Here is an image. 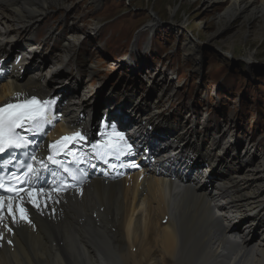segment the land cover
Instances as JSON below:
<instances>
[{
	"label": "bare ground",
	"instance_id": "6f19581e",
	"mask_svg": "<svg viewBox=\"0 0 264 264\" xmlns=\"http://www.w3.org/2000/svg\"><path fill=\"white\" fill-rule=\"evenodd\" d=\"M204 1L210 3L213 0ZM54 2L59 4V0H0V79L4 78L0 88V106L36 94L43 97L50 95L56 98L57 104L71 94L79 95L62 106V110L48 114L47 127L29 136V155L41 165L40 170L46 171L42 184L35 186L32 181L30 188L17 198L0 192L5 205L0 212L5 217L3 224H0V264H264V154L254 156L245 167L219 174L213 184L209 183L203 189L204 178L208 177V167L215 162L214 157H222V150L226 154L232 145L229 134L224 130L212 134L207 150H198L204 141L189 148V151L196 150L197 155L199 152L202 154L204 165L185 175L182 165L193 155L182 147L186 129L175 131L178 133L177 142L171 138L172 143L164 146L168 149L153 154L150 162L144 157L150 156L157 148L143 142L141 124L134 123L124 130L127 124L123 123L120 114H111L109 109H104L103 112L110 115L113 121L121 120L116 124L117 133L123 135L126 132L128 135L134 128L137 129L130 137L120 139L123 152L119 158H114L118 166L110 169L107 163L102 165L95 158L96 164L87 168L82 187L65 192L53 191L51 171L55 167L47 160L50 146L57 138L73 134L74 131L88 130L83 125L86 119L80 118L77 111L91 108L87 104L91 98L89 89L92 78L99 72L92 65L87 69V65L81 63L84 60H78L84 59L79 49L78 37L81 33H78V27L67 25V16L64 15L68 11L67 6L59 16L58 25L65 26L71 32L63 36L64 30L59 32L60 29L53 24L36 40L33 33L42 26V21L49 15L48 5ZM228 2L224 12L219 14L220 25L211 35L213 41L218 39L222 29L241 18L248 21L262 18L260 28L264 30V0H260L259 4L255 0ZM150 14L147 26L152 30L157 18L154 11ZM181 25L184 27L185 22ZM17 33L24 35V41L18 45L14 40ZM57 42L60 46L49 60L54 61L45 67L46 53L41 47L50 49ZM12 44L21 48L15 57L23 52L26 55H23L26 57L25 64L31 57L33 60L38 58L39 66H33L29 74L21 76L12 65L14 62L7 64L4 58L10 50L13 51ZM231 44L228 53L232 49ZM182 49L190 56L193 68L197 69L200 63L197 61L199 49L196 38L188 34ZM252 55L253 52H249L246 60L251 59ZM66 62L76 63L70 71L72 74L78 73L76 83L80 85L81 92L76 85L70 87L67 81H63L71 76L74 78V75L58 80L59 84L48 77L49 68ZM166 93V90L160 89L153 105L165 107L167 97L175 94L173 91ZM97 105L94 102L92 107L95 109ZM105 105L109 103L105 102L101 107ZM128 107L132 108L130 105ZM160 118L158 116L156 120ZM56 119L59 123L54 127ZM166 126L164 130H173ZM97 130H100L99 127ZM164 130L160 132L162 136L165 135ZM116 134L104 133L110 138L119 139ZM193 137L197 144V135L192 134ZM218 142L221 144L219 151L216 150ZM128 147L136 153L128 163H139L140 169L124 176L129 167ZM243 151L250 153L248 148H243ZM182 152L188 156H181ZM170 153L175 154L174 158L162 159ZM207 154L209 159L204 157ZM176 157L179 159L174 160ZM229 158L230 154L225 160ZM102 168L108 173L103 174ZM41 188L45 191L40 192ZM29 191L35 195L36 204L31 202L32 197L27 194ZM9 199L13 203L12 215H9L7 208ZM155 203L156 206L153 205ZM17 204L26 210L28 220L20 219ZM248 211H257L263 216L241 225L231 223L236 216ZM13 216L17 221L15 223ZM255 226L260 229L259 235L255 232Z\"/></svg>",
	"mask_w": 264,
	"mask_h": 264
},
{
	"label": "rangeland",
	"instance_id": "374dc122",
	"mask_svg": "<svg viewBox=\"0 0 264 264\" xmlns=\"http://www.w3.org/2000/svg\"><path fill=\"white\" fill-rule=\"evenodd\" d=\"M255 2L259 4L260 0ZM228 4V0H213L210 3L204 0H59V4L54 2L48 5L49 15L33 34L37 40L47 27L56 24L59 32L64 30L62 35L67 36L71 31L58 25L59 16L67 6L68 11L64 14L67 16V25L78 27V33H81L78 37L79 49L84 59L78 60H84L81 63L87 65V69L92 65L99 70L97 76L92 78L89 89L91 98L89 96L87 102L88 106L91 105V112L95 113L96 122L93 125H98L96 117L104 109L111 106L113 112L114 107L119 106L122 115L129 121L133 117L138 119L137 113L143 115L142 118L151 119L145 120L146 124L154 126L153 130L146 128L145 141L149 143L155 137V129L159 128L155 124L160 123L157 121L175 122L180 124L177 129L180 127L187 130L182 147L193 155H197V151H189V148L200 145L198 141L201 140L197 139L196 144L192 134H196L197 138L198 133L202 134L200 137L209 136L208 142L204 141L200 148V151H205L212 134L224 130L229 134L232 145L227 150L228 154H224L222 150V157H214V161L218 159L221 166L229 165L232 170L240 169V166L245 167L254 156L264 154V66H261L264 65V35H261L264 30L260 28L262 18H251V21L241 18L230 27L222 29L218 39L213 41L211 35L220 25L219 14L224 12ZM151 11L155 12L157 18L152 30L147 26ZM182 22H185L184 27ZM188 34L194 36L198 44L197 61L200 64L197 69L193 68L190 56L182 49V43ZM23 36L22 33L14 35L17 45L24 41ZM229 44L232 45L230 53ZM17 45L12 44L13 51L6 48L11 51L6 56L8 63L12 62L13 54L21 50ZM59 46L60 43L57 42L50 49L43 46L41 48L46 56H55L54 52ZM251 51V59L246 60L245 57ZM45 60V67L54 61L51 62L46 57ZM28 62L29 60L27 65ZM66 63L52 67L51 80L58 83L65 76L74 75V78L71 76L63 81H67L66 84L70 87L76 85L81 92L80 85L76 83L78 73L72 74L70 71L76 63ZM29 66L33 68L31 64ZM3 80L0 81V88L4 84ZM160 89L166 90V95L172 91L175 93L167 97L168 104L165 107L153 105ZM94 102L98 104L95 109L92 107ZM105 102L109 105L101 107ZM85 111L87 109L83 113ZM158 116L161 118L156 120ZM185 120L188 122L185 123ZM137 122L142 127V123L136 120L135 123ZM205 125L211 128L205 130ZM166 132L164 130L165 135ZM177 137L178 133L175 132L174 142H177ZM220 147L221 144L216 143V150L219 151ZM243 148H248L250 153L243 151ZM229 154L230 158L225 160ZM182 155L188 156L185 152ZM178 159L176 157L174 160ZM195 162L197 166L201 164V160ZM128 166L124 176L140 169L139 163H128ZM206 178L209 176L204 181ZM215 179L213 177L210 182ZM153 205L156 206V203ZM257 216L263 214L248 211L236 216L231 223L241 225L242 222L239 221L244 217L248 218H244L246 223L255 220ZM255 232L258 235L260 233L256 226Z\"/></svg>",
	"mask_w": 264,
	"mask_h": 264
},
{
	"label": "snow or ice",
	"instance_id": "6c2138e0",
	"mask_svg": "<svg viewBox=\"0 0 264 264\" xmlns=\"http://www.w3.org/2000/svg\"><path fill=\"white\" fill-rule=\"evenodd\" d=\"M19 94H17V99ZM48 101L38 100L36 97H31L26 99L22 103H13L7 102L3 106H0V153L5 152L6 148L11 149H21L27 146L28 141L23 137H20L19 134L15 131L17 128H23L25 126V121L29 122L33 128L39 127L40 125L46 123V105H48ZM116 137L119 139H110L105 142H102L100 145H93L94 148L103 150L100 152L101 156L110 155L116 158H119L121 152H123V148L120 146V139H123L122 134L117 133ZM85 136L80 133H76L71 137H62L61 141H57L56 145H51L50 147H57L62 142L67 145L71 143H76L80 141H84ZM59 151V148H57ZM34 159V157H33ZM48 159L52 163H57L61 167H64L62 162H59L54 159L52 155L48 157ZM28 168L32 170V166L28 165ZM65 172H69L70 170L64 167ZM13 176L16 174L13 173ZM31 179L30 177L28 178ZM25 181H21L24 183ZM3 180H0V189L4 188ZM9 192H12L13 189L11 187L8 188ZM23 191V189H21ZM40 192H44V189H39ZM32 197V203L36 204V197L32 191L27 193ZM4 197L0 196V212L3 211L5 205L3 203ZM38 206V205H37ZM17 210L20 213L21 220H28L26 210L17 204ZM9 215H12L13 203L12 200L9 199L7 204ZM5 217L0 215V224H3ZM13 222H17L15 217L13 216ZM30 222V221H29ZM11 231V228L8 229Z\"/></svg>",
	"mask_w": 264,
	"mask_h": 264
},
{
	"label": "water",
	"instance_id": "95a60500",
	"mask_svg": "<svg viewBox=\"0 0 264 264\" xmlns=\"http://www.w3.org/2000/svg\"><path fill=\"white\" fill-rule=\"evenodd\" d=\"M261 66H264V65H261ZM95 91H96V89H95ZM93 92H94V91H93ZM99 92H100V90H99ZM94 93H95V92H94ZM94 93H93V94H94ZM99 95H100V94H99ZM93 98H94V95H93Z\"/></svg>",
	"mask_w": 264,
	"mask_h": 264
}]
</instances>
